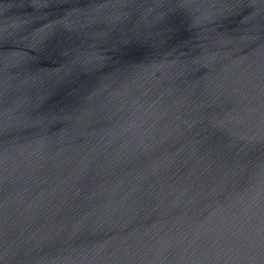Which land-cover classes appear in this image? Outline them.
<instances>
[{
  "label": "water",
  "instance_id": "95a60500",
  "mask_svg": "<svg viewBox=\"0 0 264 264\" xmlns=\"http://www.w3.org/2000/svg\"><path fill=\"white\" fill-rule=\"evenodd\" d=\"M0 264H264V0H0Z\"/></svg>",
  "mask_w": 264,
  "mask_h": 264
}]
</instances>
